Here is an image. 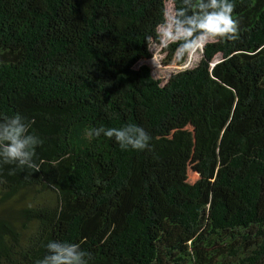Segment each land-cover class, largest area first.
I'll list each match as a JSON object with an SVG mask.
<instances>
[{
  "label": "trees",
  "instance_id": "obj_1",
  "mask_svg": "<svg viewBox=\"0 0 264 264\" xmlns=\"http://www.w3.org/2000/svg\"><path fill=\"white\" fill-rule=\"evenodd\" d=\"M166 1L0 0V115L42 140L38 170L0 164V264H37L50 240L80 244L89 264H164L184 250L163 243L160 208L191 237L192 264H264V0H236L239 39L161 83L139 62ZM186 122L202 180L168 184L157 164L184 147L170 129ZM125 123L150 150L87 135Z\"/></svg>",
  "mask_w": 264,
  "mask_h": 264
},
{
  "label": "clouds",
  "instance_id": "obj_2",
  "mask_svg": "<svg viewBox=\"0 0 264 264\" xmlns=\"http://www.w3.org/2000/svg\"><path fill=\"white\" fill-rule=\"evenodd\" d=\"M236 0H170L159 25L158 35L163 48L175 44L176 61L186 53L194 55L209 43H225L239 39L240 21L234 15ZM33 121L19 113L0 115V164H14L19 169L38 170L34 162L41 138L30 131ZM89 138L105 137L128 151L150 150L151 137L135 123L120 127H97ZM46 254L37 264H89L91 253L80 244L67 240H50Z\"/></svg>",
  "mask_w": 264,
  "mask_h": 264
},
{
  "label": "rangeland",
  "instance_id": "obj_3",
  "mask_svg": "<svg viewBox=\"0 0 264 264\" xmlns=\"http://www.w3.org/2000/svg\"><path fill=\"white\" fill-rule=\"evenodd\" d=\"M170 5V0L166 1V9ZM165 9V10H166ZM159 29V28H158ZM150 57L143 59L139 63H145L150 66L151 73L154 78L164 83L169 75L177 71L191 68L199 61L202 50H197L194 55L187 54L185 61L179 64L175 57L176 52L170 54L168 50L163 48L159 42H153L149 46ZM219 55L216 59H219ZM178 131L182 132L184 147L178 151L175 157L164 160L157 164V169L162 175L167 176V183L173 182H188L195 183L202 180V173L199 170L198 163L202 157V149L199 143V130L191 125L189 122L181 126H173L170 129L171 134H176ZM161 222L163 223L164 244L176 243L183 248L184 254L176 251L172 254V259L180 258L183 256L186 263H193L190 252L191 237L183 234L179 228L172 226L168 222L169 213L160 208ZM164 259V264H175L173 260ZM181 262V259H178ZM185 262V261H184Z\"/></svg>",
  "mask_w": 264,
  "mask_h": 264
}]
</instances>
